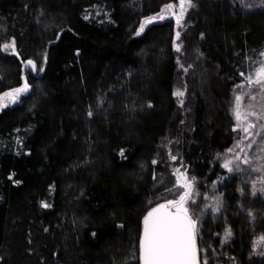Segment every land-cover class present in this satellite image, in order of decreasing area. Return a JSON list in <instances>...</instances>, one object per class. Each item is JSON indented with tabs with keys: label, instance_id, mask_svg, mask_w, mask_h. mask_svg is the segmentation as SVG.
Listing matches in <instances>:
<instances>
[{
	"label": "trees",
	"instance_id": "obj_1",
	"mask_svg": "<svg viewBox=\"0 0 264 264\" xmlns=\"http://www.w3.org/2000/svg\"><path fill=\"white\" fill-rule=\"evenodd\" d=\"M193 3L180 25L164 16L136 35L179 0H0V93L31 85L0 109V264H140L174 165L205 197L201 264H264V186L222 163L240 73L264 60V8Z\"/></svg>",
	"mask_w": 264,
	"mask_h": 264
},
{
	"label": "snow or ice",
	"instance_id": "obj_2",
	"mask_svg": "<svg viewBox=\"0 0 264 264\" xmlns=\"http://www.w3.org/2000/svg\"><path fill=\"white\" fill-rule=\"evenodd\" d=\"M261 6H264V0H260ZM180 14L177 16V24H181L184 14L192 7H194L193 0H179ZM173 4L165 5L166 9H172ZM247 7H250L248 5ZM176 15V13H173ZM87 18V17H86ZM159 19H164L163 15L158 17ZM157 17H146L145 21L141 23L139 31L136 35H140L147 24L153 23ZM177 39L180 37V32L176 33ZM4 50L9 48L13 53H16L15 41L13 40L11 44L3 45ZM181 50V45L176 44V51ZM261 57H264V51L260 53ZM30 65L33 70L36 69V64L33 60H27L25 62ZM183 67V65H181ZM42 71V69H40ZM187 69H185L186 71ZM240 75L244 77L247 85L250 88L258 89L259 93L264 96V60L260 62V66L254 70L253 75H246L241 72ZM244 84H238L237 89L243 88ZM31 85L25 80L23 84L19 87H13L8 91L0 93V109L8 107L10 104L18 103L22 95L29 92ZM174 95L183 97L184 92L177 90ZM250 99L255 101L256 95H251ZM244 95L237 94L235 96V103L233 107V114L236 120V126L233 131H240L244 135L238 139L237 144L234 148L228 149L229 153H235V159L242 160V163L249 165L253 160H259L261 163L253 168V171L264 172V105H261V110L258 112L255 110V105H249V111L244 112L242 108V100ZM7 101V103L5 102ZM183 104V100L180 101ZM150 106V105H149ZM92 113L89 112V115ZM255 117L256 122H252L249 118ZM259 127V131L253 132L252 130ZM261 136L260 146L258 151L262 154L259 156L249 157L245 148L251 149L253 145L256 144L255 139L250 143L245 145V148H241L240 145L244 140H248L249 137ZM239 149V152L236 151ZM240 152H244V156L241 157ZM121 155L123 156V150H121ZM172 160H176V156H171ZM155 164L156 161H153ZM232 163L231 160H225L223 167L227 168L229 172L233 171L230 167ZM237 170H239V165H237ZM179 172V169L175 170ZM195 179L194 177L192 178ZM261 182L264 183V176L261 177ZM19 183V181H16ZM182 187L185 188V192L179 195V200H168L165 204H158L143 219V231L139 238V259L142 264H201L198 259L199 250L197 248L196 237H197V220L193 219L189 214V209L185 207L186 201L190 198V188L191 181L183 184ZM255 194V185H253ZM264 192V188L260 189ZM194 203V201H193ZM175 207L176 211H170L169 207ZM43 207H49L47 203H43ZM219 211V209H215ZM250 216H253L251 212ZM232 235L231 229L225 231L224 239L227 241ZM264 243V236L259 237L255 246H260ZM264 254V253H262ZM203 264H207V260L203 261Z\"/></svg>",
	"mask_w": 264,
	"mask_h": 264
},
{
	"label": "rangeland",
	"instance_id": "obj_3",
	"mask_svg": "<svg viewBox=\"0 0 264 264\" xmlns=\"http://www.w3.org/2000/svg\"><path fill=\"white\" fill-rule=\"evenodd\" d=\"M241 4L244 8L251 10V9H256V8H264V6H261L260 0H241ZM248 5H250V7H247ZM172 10H174V13H176L177 16H179L180 14V7L177 5H174V7L172 8ZM162 14H167L168 15L171 14V10L170 9H164L162 11ZM157 18L159 17L156 16ZM14 39H11L9 42L5 43V44H11V42ZM4 44V45H5ZM15 49H16V44H15ZM4 52L7 53H12V50L9 48L7 51L4 50ZM255 78V77H254ZM256 95V100L253 101L250 99V95ZM237 94H242L244 95V99L242 100V108L241 110L244 112L249 111V105H255V110L256 111H260L261 110V105H264V96H262V94L259 93L258 89L255 88H250L248 85H245L243 88L237 89L234 93V99H233V104L230 110V114H231V119H232V123H233V129L236 126V120L233 114V107H234V103H235V96ZM7 102V101H5ZM252 122H256L255 117H250L249 118ZM264 122V121H261ZM253 132L259 131V127L255 128L252 130ZM244 135V133L240 132V131H235V140L233 145L230 148H234V146L237 144V141L239 138H241ZM253 139H255L256 144L253 145V148L251 149H247L245 148V145H247L248 143H250ZM260 141H261V136H253V137H249L248 140H244V142L240 145L241 148H245V151L248 153L249 157H254V156H259L262 155L259 151L258 148L260 146ZM229 148V149H230ZM237 152H239V149H236ZM241 157L244 156V152H240ZM235 157V153H229L228 149L223 153V161L222 163H225V160H231L232 163L230 164V167L233 168L232 172H238L241 173L245 176L249 175L250 178L255 179L252 180L250 178H248L250 181H254L253 183L255 185H259V186H264V183L261 182V177L264 176V172H256L253 171L252 169L257 167L261 161L259 160H253L251 164L249 165H245L242 163V160H237L234 158ZM237 165H239V170H237ZM172 166V163H171ZM170 166V167H171ZM175 165L173 166L172 170H168L165 169L163 175V179L161 180V182L159 183L160 185V194L156 197V202L157 203H166L168 200H179V195L185 192V188L182 187L183 184L187 183L188 181H191V188H190V198L186 201L185 203V207H187L189 209V214L191 215V217L195 220H197V229L199 227V220H198V209L200 208V204H202L201 199H205V197L200 198V192L197 189L196 183L194 182V180L192 178L189 177V175L186 173V171L180 167L179 165L174 169ZM179 169V172H176L175 170ZM174 173H171V172ZM242 175V176H243ZM253 176V177H252ZM194 201V203H193ZM217 198H214L213 195L210 196V198L207 199V202H205L204 206L206 208H211V210H215V206L214 203L217 202ZM213 208V209H212ZM174 210L175 207L173 208Z\"/></svg>",
	"mask_w": 264,
	"mask_h": 264
},
{
	"label": "water",
	"instance_id": "obj_4",
	"mask_svg": "<svg viewBox=\"0 0 264 264\" xmlns=\"http://www.w3.org/2000/svg\"><path fill=\"white\" fill-rule=\"evenodd\" d=\"M161 15H163V16H167L166 14H161ZM161 15H160V16H161ZM168 17H173V18H175V19L177 18V17H176L175 15H173V14L168 15ZM157 19H158V18H157ZM155 20H156V19H155ZM155 20H154V21H155ZM160 204H165V203H160ZM156 206H157V205H156ZM156 206H154L153 208H155ZM173 208H174L173 206H170V207H169V210L175 212L176 210H174ZM151 210H152V209H150L149 211H151ZM149 211H148V212H149ZM148 212H147V213H148ZM147 213H146V215H147ZM146 215H145V216H146ZM142 231H143V226H142ZM141 234H142V232H141ZM196 243H197V237H196ZM197 248H198V243H197ZM198 250H199V248H198ZM198 259L200 260V255L198 256ZM139 260H140V259H139ZM140 264H142L141 261H140Z\"/></svg>",
	"mask_w": 264,
	"mask_h": 264
}]
</instances>
